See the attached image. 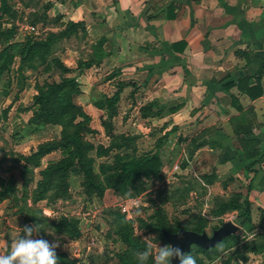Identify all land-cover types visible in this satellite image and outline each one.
<instances>
[{"label":"rangeland","instance_id":"obj_1","mask_svg":"<svg viewBox=\"0 0 264 264\" xmlns=\"http://www.w3.org/2000/svg\"><path fill=\"white\" fill-rule=\"evenodd\" d=\"M14 1L8 0V3L12 2L17 8L18 21L35 25L37 16L26 14ZM13 16L12 13L0 19L3 38L10 29L3 25L6 17ZM17 28L14 40L36 44L31 59L24 55L11 59L12 54L0 57V65L6 67L0 74V253L21 234L24 225L39 223L44 225L40 236L49 241L60 240L57 255L61 263L58 264H137L136 253L147 245L144 236H154V243L164 245L168 244L161 232L164 228L173 232L204 231L212 235L224 223L233 221L240 227L235 236L206 252L193 248L191 254L197 264H264V212L252 205L249 220L238 217L239 210L222 212L225 203L239 200L247 193L246 184L232 169L183 167L185 160L179 162V167H171L172 160L168 156L166 167H160L158 176L135 179L126 187L107 188L103 194L88 191L85 175L81 172L74 175L70 170L65 174L60 163L57 169L51 170L53 172L44 173L55 166L52 162L57 163L63 157L55 161L53 157L46 159V155L39 159L41 163L37 166L38 158L32 155L39 151L40 145L53 142L50 147L57 150L48 155L63 156L64 136L77 129L81 139L83 137L78 145L92 146L86 153L92 161V169L105 185L109 184V177L115 175L118 161L155 154L167 144L169 133L159 136V128L153 123L148 125L149 132L143 133L138 110L127 107L120 108L115 117L118 108L107 105L102 117L95 116V123L92 118L86 120L80 114L85 111L80 102H85L88 94L82 92L79 82L73 85L71 79L84 73V67L90 62H82L85 65H80L81 69L75 68L76 64H68L71 73H64L58 66L45 70L46 62L54 57H59L63 63H66L64 59L72 58L71 53L79 45L74 33H65V29L57 34L38 26L35 30ZM51 34L59 35L58 39ZM40 41L47 43L39 44ZM0 46L1 53L4 45ZM59 84L64 85V89H60L61 96H57L55 106L35 112L41 90ZM105 97L103 95L102 102ZM61 101L64 105L71 102L75 108L60 107ZM102 102L100 104L105 106ZM48 115L64 124L50 123ZM125 117L132 119L127 127L123 124ZM16 119L17 124H14ZM108 148L111 149L109 154L100 156ZM83 166L77 158L73 159L71 167L84 169ZM61 218L76 220L81 237L75 239L64 228L60 230ZM149 264H152L151 258Z\"/></svg>","mask_w":264,"mask_h":264},{"label":"crops","instance_id":"obj_2","mask_svg":"<svg viewBox=\"0 0 264 264\" xmlns=\"http://www.w3.org/2000/svg\"><path fill=\"white\" fill-rule=\"evenodd\" d=\"M14 2L38 18L36 26L21 24L9 3L14 16L3 25L15 38L18 26L59 34L73 24L79 45L64 61L90 62L77 81L93 123L104 115L103 95L114 100L115 117L120 108L138 110L143 133L152 123L159 136L169 133L155 152L162 167L169 156L171 167L185 160L183 167L232 169L246 190L253 185L250 201L264 210V0Z\"/></svg>","mask_w":264,"mask_h":264},{"label":"trees","instance_id":"obj_3","mask_svg":"<svg viewBox=\"0 0 264 264\" xmlns=\"http://www.w3.org/2000/svg\"><path fill=\"white\" fill-rule=\"evenodd\" d=\"M1 1H2V4H1L0 12L2 13V15H0V19L5 14H11V11H12L10 4L8 3V0H1ZM73 29H74V26L72 23H70L69 27L66 29L65 33H72ZM0 32H1L0 33V42H3L5 44L4 49L0 53V57L8 56L9 54L13 55L11 57V59H13L14 57H16L18 55H21V56L24 55L26 57V59H31L33 57V55H34L33 52L35 50V44H36L35 42L29 41V42H25V43H11L10 40H11V38H13V34H14L13 30L8 29L6 32V36L4 38L2 36L3 30H0ZM51 35L53 37L57 36V39L59 37V35H53V34H51ZM44 43H47V42L40 41L39 44H44ZM45 66H46V68H45L46 71H51V69H53L54 66H58L64 73H71L72 72V69L69 68L65 63H63V61L59 57H54L51 61H47ZM89 66L90 65L87 64L86 67H89ZM5 69H6L5 66L0 65V74L3 73L5 71ZM77 82H78L77 79H74V78L71 79V83L73 85H78ZM60 89H64V85L59 84V85H57V87H51L48 90H41V93L39 95L40 98L36 99L37 104H36L34 111L38 112V111H42L44 109V107L55 106V100H57L59 98L57 96H61V94L59 95V91H61ZM113 102H114V100H113ZM113 102H111V100L107 99V100H105V102H102V103H105V106H103L101 104H100V106H101V108L107 109V105L114 106ZM66 105H69L72 108H75V106L72 105L71 102L67 101V103L65 105H64V102H62V101L60 102V107L66 106ZM77 106H78L77 108H81L79 105H77ZM80 114L86 120H88V121L91 120V117L84 110H82ZM48 121H50V123H53V124H60V125L64 124V123H60L58 121H55V119H53L50 115H48ZM65 125H63V126H65ZM64 138L63 139L66 141V144H63L61 146V149L63 150L62 151V153H63L62 157L63 158L61 157L62 160H60L59 162L57 161V163L52 162V164L55 166L48 168L46 171H44V173L49 174V173L53 172L51 170H53V168L57 169L58 168L57 166L60 163V165H62V167H60V168H62L63 170L65 169L64 170L65 174L68 173L69 170L74 175L79 174L80 172L82 174H84L86 181H87L86 189L88 191H92V193L103 194L107 188H113V187L114 188H121V186L126 187V186L130 185L135 179H141L143 177L150 178L152 176H158L159 175L160 167L162 166L161 159H160L158 154H150V155H145L143 158H132L130 160L123 161V162L118 161L117 166H115L116 167L115 168V172H116L115 175L109 177V179H108L109 184L105 185L104 183H102L100 181L99 176L92 169V161L88 158V155L86 153V151L91 149L92 146L88 143H87V145H83V146L78 145V143H81L83 141V137L81 139V137L79 136L78 129L75 131H71V133L68 134L67 136L65 135ZM52 144H53V142H47L44 145H40L39 151H37L36 153H34V155H32V156L38 158V165L37 166H39V163H41L40 160L44 156H46L47 154H50L53 151L57 150V147H50V145H52ZM110 150L111 149H109V148L104 149V151H102V153H100V156L109 154ZM75 158H77L84 165L83 166V167H85L84 169H78L77 167H75V168L71 167L72 163H73V159H75ZM80 167H82V166H80ZM250 168L251 167L246 168L247 172H249ZM51 177H54V173L51 175ZM110 182L114 183V186H111ZM252 189H253V185H250L247 189L248 194H246L244 197L240 198L239 200H234L232 202L225 203L224 209L222 210V212L239 210L240 213H239L238 217H240L242 220H249L250 219L251 206H252V202L250 201V198H249V193L252 191ZM263 212H264V210H263ZM77 223L78 222L74 219L70 220V219L64 218V219H62V222L59 223L60 230L62 228H64L69 235H71L75 239H78L81 237L82 234L80 232V229H79ZM164 229H166V228H164ZM162 230H161V232H162ZM197 232L202 233L204 231H202V232L197 231ZM222 243H220V244H222ZM217 247H215V248H217ZM215 248H212V249H215ZM200 249H202V248H200ZM202 250L205 252L207 251L205 249H202ZM58 263H61V262L59 261Z\"/></svg>","mask_w":264,"mask_h":264},{"label":"clouds","instance_id":"obj_4","mask_svg":"<svg viewBox=\"0 0 264 264\" xmlns=\"http://www.w3.org/2000/svg\"><path fill=\"white\" fill-rule=\"evenodd\" d=\"M42 228L44 225L39 223L24 225L21 234L10 241L5 252L0 253V264H58L60 240L43 238L39 235ZM143 239L147 245L136 253L137 264H149L150 258L152 264H172L173 258L178 259V264H197L196 257L179 246L154 243V236H144Z\"/></svg>","mask_w":264,"mask_h":264},{"label":"water","instance_id":"obj_5","mask_svg":"<svg viewBox=\"0 0 264 264\" xmlns=\"http://www.w3.org/2000/svg\"><path fill=\"white\" fill-rule=\"evenodd\" d=\"M239 230L240 227L236 223L229 221L214 230L213 235H209L207 232L200 233L187 229H181L178 232L163 229L162 235L168 244L179 246L184 252H192L195 247L205 250L215 248L227 238L236 235ZM172 264H178V259L173 258Z\"/></svg>","mask_w":264,"mask_h":264},{"label":"built area","instance_id":"obj_6","mask_svg":"<svg viewBox=\"0 0 264 264\" xmlns=\"http://www.w3.org/2000/svg\"><path fill=\"white\" fill-rule=\"evenodd\" d=\"M32 30H35V28H31Z\"/></svg>","mask_w":264,"mask_h":264},{"label":"flooded vegetation","instance_id":"obj_7","mask_svg":"<svg viewBox=\"0 0 264 264\" xmlns=\"http://www.w3.org/2000/svg\"><path fill=\"white\" fill-rule=\"evenodd\" d=\"M213 235V234H212Z\"/></svg>","mask_w":264,"mask_h":264}]
</instances>
